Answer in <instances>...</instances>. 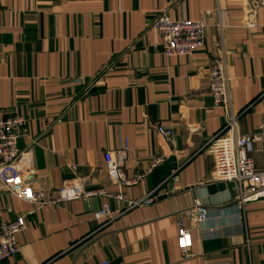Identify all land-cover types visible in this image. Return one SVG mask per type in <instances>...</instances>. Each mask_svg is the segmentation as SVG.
I'll list each match as a JSON object with an SVG mask.
<instances>
[{"label": "crops", "instance_id": "0c3cea01", "mask_svg": "<svg viewBox=\"0 0 264 264\" xmlns=\"http://www.w3.org/2000/svg\"><path fill=\"white\" fill-rule=\"evenodd\" d=\"M162 13L204 22V47L167 57L153 28ZM222 48L237 132L253 133L264 119L258 0H0V115L27 119L18 148L31 149L33 187L51 194L77 176L107 194L37 206L0 192V226L25 218L20 251L0 264H264V199L242 204L231 183L213 180L209 144L226 110L213 104L210 66ZM158 126L173 131L172 145ZM123 148L128 179L159 155L165 161L119 190L104 153ZM253 155L264 166L259 145ZM119 193L145 201L128 209ZM195 200L208 210L204 227L226 234L194 230L184 256L178 222L192 223L185 212ZM106 203L112 214L96 218Z\"/></svg>", "mask_w": 264, "mask_h": 264}, {"label": "built area", "instance_id": "2783aa9c", "mask_svg": "<svg viewBox=\"0 0 264 264\" xmlns=\"http://www.w3.org/2000/svg\"><path fill=\"white\" fill-rule=\"evenodd\" d=\"M258 2L264 6V0H258ZM244 25L250 29L257 26L255 10L247 11ZM153 28L160 36V46L167 57L191 55L205 45L207 27L199 20H172L166 13H162L154 21ZM229 53L222 48L220 55L210 66L209 92L214 106L226 110V119L220 131L211 140L209 151L214 157L213 180L231 183L232 189L238 193L240 202L246 204L264 199V166L259 167L253 155L258 145L264 155V119L253 133L240 135L237 132L238 117L231 109L227 64ZM26 123L27 119L22 115H0V192H9L20 200L37 206L107 195L103 189L87 190L77 176L67 180L55 193L46 194L42 190H36L33 187L35 169L31 149L20 151L18 148V140L25 132ZM157 132L166 144L174 143V133L171 129L158 126ZM104 160L110 181L121 190L124 186L137 184L154 168L162 164L165 156L159 155L153 158L148 168L132 179H128L124 172L127 161L126 148L105 152ZM71 168L76 170L75 166ZM117 198L126 200L121 193L117 195ZM144 201L126 200L128 209ZM185 213L192 218V223L188 225L181 219L178 222L177 235V246L184 256H189L194 230L199 229L204 239L225 236L226 230L222 226L204 227V223L208 220V210L201 201L195 200ZM111 214L110 205L106 203L95 217L105 218ZM24 228L23 215H18L15 220L1 224L0 263L14 257L20 251L17 235ZM238 228L244 230V225L240 223ZM102 264H109V262Z\"/></svg>", "mask_w": 264, "mask_h": 264}]
</instances>
